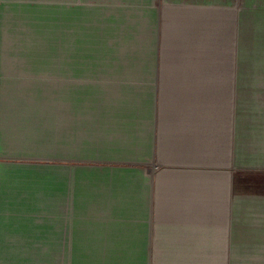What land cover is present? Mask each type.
I'll return each instance as SVG.
<instances>
[{"label": "crops", "instance_id": "obj_1", "mask_svg": "<svg viewBox=\"0 0 264 264\" xmlns=\"http://www.w3.org/2000/svg\"><path fill=\"white\" fill-rule=\"evenodd\" d=\"M79 51L82 178L46 135ZM79 259L264 264V0H0V264Z\"/></svg>", "mask_w": 264, "mask_h": 264}, {"label": "rangeland", "instance_id": "obj_2", "mask_svg": "<svg viewBox=\"0 0 264 264\" xmlns=\"http://www.w3.org/2000/svg\"><path fill=\"white\" fill-rule=\"evenodd\" d=\"M77 54L78 67L61 69V95L46 100V107L57 111L46 135L62 144L63 154L72 158L82 178L89 177V51ZM77 264H89V259H79Z\"/></svg>", "mask_w": 264, "mask_h": 264}]
</instances>
